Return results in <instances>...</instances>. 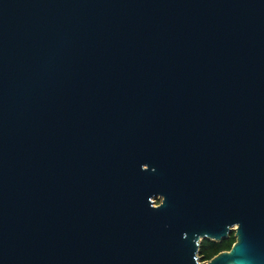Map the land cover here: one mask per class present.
<instances>
[{
	"label": "water",
	"instance_id": "water-1",
	"mask_svg": "<svg viewBox=\"0 0 264 264\" xmlns=\"http://www.w3.org/2000/svg\"><path fill=\"white\" fill-rule=\"evenodd\" d=\"M0 264H264V0H0Z\"/></svg>",
	"mask_w": 264,
	"mask_h": 264
},
{
	"label": "trees",
	"instance_id": "trees-1",
	"mask_svg": "<svg viewBox=\"0 0 264 264\" xmlns=\"http://www.w3.org/2000/svg\"><path fill=\"white\" fill-rule=\"evenodd\" d=\"M234 239L235 238L233 236H231L229 239L219 241L209 238H202L199 248L200 258L207 259L222 249H228Z\"/></svg>",
	"mask_w": 264,
	"mask_h": 264
},
{
	"label": "flooded vegetation",
	"instance_id": "flooded-vegetation-1",
	"mask_svg": "<svg viewBox=\"0 0 264 264\" xmlns=\"http://www.w3.org/2000/svg\"><path fill=\"white\" fill-rule=\"evenodd\" d=\"M160 199H161L160 196L154 197V198H153V200H154L153 203H154L155 205L158 204V203L160 202ZM234 227H235L234 225L230 226V230L227 232V236H226V237H223V238L220 239V240L229 239L231 236H233V237L235 238V235H234V233H235ZM213 240H215V239H213ZM218 241H219V240H218Z\"/></svg>",
	"mask_w": 264,
	"mask_h": 264
}]
</instances>
